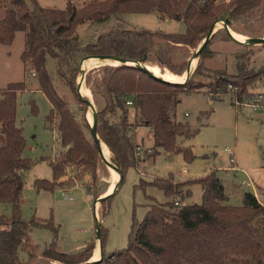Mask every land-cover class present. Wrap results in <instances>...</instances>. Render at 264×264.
<instances>
[{
  "label": "trees",
  "instance_id": "trees-1",
  "mask_svg": "<svg viewBox=\"0 0 264 264\" xmlns=\"http://www.w3.org/2000/svg\"><path fill=\"white\" fill-rule=\"evenodd\" d=\"M263 1L231 0L226 4L215 0H91L78 6L70 0L64 9H59L43 7L38 0H0V7L5 9L0 18V42L9 44L18 31L25 33L21 59L31 64L40 89L50 100L52 108L47 120L59 118L57 128L66 148L51 162L53 179H36L35 186L38 189L56 188L54 181L66 175L71 166L91 174L93 181H98L99 150L91 126L77 120L69 103L57 91L47 69L48 57L54 59L59 77L78 101L86 105L76 89L78 62L82 57L110 54L141 60L146 56L147 63L180 75L191 56L184 48L197 47L218 20L228 19L231 28L240 33L250 32L253 38L262 35ZM151 12L183 21L185 31H151L123 23L109 26L114 17L123 13ZM87 22L101 30L84 37L78 28ZM220 36L231 40L227 32L219 28L203 49L192 76L185 82L166 81L136 65L116 64L109 66L114 68L90 85L96 101L104 102L99 111V136L119 160L122 182L128 168L138 167L161 150L170 155L182 152L186 160L194 159L192 148L180 144L179 139L195 137L200 128L177 119L182 94L200 92L201 88L208 87L206 93L212 98L236 90L235 95L241 100L244 95L252 96L254 88L264 81V67L256 70L247 65L252 50L237 54V74L226 70L228 74L213 72L207 59L217 55L218 51L211 45ZM204 75L214 77L213 82L205 84L197 80L198 76ZM26 88L24 81L11 82L0 88V201L13 205L12 217L0 215V264H30L29 260L37 258V245L31 243L32 228L56 230L51 220L33 218L25 221L21 217L23 172L31 168L32 162L23 155L26 139L23 128L16 123V113L18 94ZM128 100L132 105L127 104ZM140 126L153 129L151 149L155 154L149 157L137 154L138 145L131 131ZM85 129L89 130L91 139ZM79 175L66 182L69 187L76 185L81 179ZM195 183L202 186L201 203L179 205L178 200L173 199L149 204L143 219L132 223L125 248L107 254L104 249L106 232L101 227L104 258L94 264H264V224H256L264 214V205L252 191L243 192L242 204H230L218 169L194 180L175 181L171 174L141 180L138 185H155L167 196L175 195L185 200L191 196V186ZM95 193H92L94 197L100 196ZM93 244L94 241L78 252L66 253L58 250L54 240L44 247L41 257L63 264H78L91 258ZM22 250L27 253L28 260L22 259Z\"/></svg>",
  "mask_w": 264,
  "mask_h": 264
},
{
  "label": "rangeland",
  "instance_id": "rangeland-1",
  "mask_svg": "<svg viewBox=\"0 0 264 264\" xmlns=\"http://www.w3.org/2000/svg\"><path fill=\"white\" fill-rule=\"evenodd\" d=\"M68 1L70 0H38L43 7L59 9H64ZM71 1L82 6L91 0ZM263 7L264 1L262 9ZM4 11L5 9L0 7V18L3 17ZM114 23H123L151 31L164 30L179 33L186 29L183 21L170 19L158 12L123 13L114 17L109 26ZM100 30L99 27L90 25L89 22L78 28V32L84 37ZM242 34L253 38L250 36V32ZM253 34L254 36L260 35ZM262 36H264V31L258 37ZM198 46L184 48L185 53L191 54L189 61L192 60ZM24 47L25 33L23 31H18L9 44L0 42V88H5L11 82L24 81L27 84V88L18 94L16 113V123L23 128L26 139L23 155L32 162L31 168L23 172L24 187L20 199L21 217L25 221H30L33 218L51 220L56 227V230L48 227L32 228L31 243L37 245V258L29 260V263L63 264L39 256L38 252L41 253L44 247L54 240L58 250L66 253L78 252L94 241V248L90 252L93 257L98 228L94 210V198L96 197L92 193L108 194L112 174L106 162L99 157L97 182L93 181L91 174L84 173L76 166H71L67 169L66 175L54 181L57 185L56 188L38 189L35 186L36 179H53L51 162L57 160L66 148L62 145L60 132L57 128L59 118H54L53 121L47 120L52 108L50 100L40 89L38 77L34 74L31 64H27L21 59ZM211 48L218 51L217 55L207 59V62L210 60L209 65L215 74L227 72L237 74V54L249 50L252 51L250 60L247 61L248 67L256 70L264 67V46L240 45L220 36L211 45ZM108 63L87 70V74L85 73L84 76L89 92H83V94L94 100L98 111L104 106V102L96 101L94 95L92 96L93 92L92 94L90 92V85L94 80L101 79L111 68H114L109 66L115 65ZM197 64L198 62L196 66ZM47 69L52 75L57 91L69 103L77 120L81 124L88 123L90 125L92 120L89 117L88 106L79 102L71 88L59 77L52 57L47 59ZM149 69L158 75V71ZM197 80L209 84L213 82L214 77L212 78L210 75L198 76ZM77 81L78 78L76 83ZM254 90V92H264V81L258 83ZM207 91L208 87H203L200 92L182 94L177 106L178 120L188 122L193 128H200L195 137L179 139L180 144L192 148L194 159L186 160L182 152L170 155L161 150L154 156L151 155L155 154V151L143 153L142 157H151L142 161L138 167L127 169L120 189L113 197L107 201L104 200V202L98 201L96 207L99 211L101 227L106 232L104 249L107 254L127 247L132 223L143 219L149 204L165 203L173 199L178 200L179 205H182L184 201L185 203L202 202V188L198 183L192 186L191 196L181 200L179 196H167L155 185L139 186L138 183L141 180H152L155 176L169 177L171 174L175 181L194 180L212 169H218V175L225 185L230 204H242L243 192H253L254 185L258 192V198L264 205V113H256L246 105L235 103L236 90H230L229 94L218 98H212L210 94L206 93ZM247 98L244 95L243 99ZM85 133L91 139L88 129H85ZM137 137L139 141L144 138L146 146H150L154 142L151 131L146 128H141ZM228 148L236 151L238 170L228 169L230 167V155L226 151ZM78 173L80 174L78 178L81 177V179L77 180L76 185L79 187H75L76 185L69 187L67 181L71 178L75 179ZM186 188L184 187L183 190ZM0 215L12 217L13 205L0 201ZM256 224H264V214ZM26 254L25 251H21V256L26 257Z\"/></svg>",
  "mask_w": 264,
  "mask_h": 264
},
{
  "label": "water",
  "instance_id": "water-1",
  "mask_svg": "<svg viewBox=\"0 0 264 264\" xmlns=\"http://www.w3.org/2000/svg\"><path fill=\"white\" fill-rule=\"evenodd\" d=\"M220 22L221 23V28H223L227 34L229 35V37L231 38V40H233L235 43H238V44H241V45H247V46H257V45H261V46H264V39H262V37H256V38H249V41L246 42V43H242V42H239V41H236L234 40L231 35H230V32L228 30V27H230V21L228 19H221V20H218L216 22H214L211 27H210V30L208 32V34L206 35V37L204 38V40L199 44L192 60H190L188 62V65L186 67V69L184 70V72L182 74H180V81L179 82H185L187 81L193 74H190V76L186 77L190 68L195 65L194 69L196 68V63L198 62L201 54H202V51L203 49L206 47V45L210 42L213 34L216 33L217 30H214V25L216 23ZM88 57H92V58H96V59H100V60H112V61H119L120 64H129V65H136L146 71H148L149 73H151L152 75L156 76V77H159L161 79H164L160 76H157L156 74H154L149 68H148V63H147V57L144 56L141 60H130V59H126V58H123V57H120V56H117V55H110V54H102V55H94V56H85V57H82L79 62H78V81L76 83V89H77V95L78 97L80 98V100H82L83 102L86 103V105L88 106L89 108V111L92 113V116H93V120H94V123H90V126H91V130H92V136H93V139L94 141L96 142L97 146H98V150H99V157L102 153V150L104 149L103 148V145H102V139L100 138L99 136V111L97 110L96 108V105H95V102L94 100H91L90 98L88 97H85L84 94H83V82H84V76H85V72L84 70L82 69V66H81V62L83 59L85 58H88ZM133 62H135L136 64H132ZM118 64V65H120ZM166 80V79H164ZM166 81H169V80H166ZM172 82V81H171ZM104 143V142H103ZM105 144V143H104ZM106 146V145H105ZM106 149L108 150V152L110 154L113 155L112 151L106 146ZM114 156V155H113ZM115 157V156H114ZM116 158V157H115ZM111 168L117 170L118 172V175H119V180H118V185L116 187V189L114 190V192H112L111 194H109L108 196H105V197H102V195H100L99 197H96L95 198V214H96V222H97V228H98V235H97V240L100 241L101 243V237H100V234H101V221H99V217L97 215V210H96V205H97V202L100 201H104L106 200L108 197L114 195L115 193L118 192L121 184H122V178H123V173H122V168H121V165H120V162L119 160L116 158V164H110L109 165ZM104 258V253L102 251V247H101V258L100 260H102ZM100 260H93V259H89L87 261H84V262H80L78 264H94Z\"/></svg>",
  "mask_w": 264,
  "mask_h": 264
},
{
  "label": "bare ground",
  "instance_id": "bare-ground-1",
  "mask_svg": "<svg viewBox=\"0 0 264 264\" xmlns=\"http://www.w3.org/2000/svg\"><path fill=\"white\" fill-rule=\"evenodd\" d=\"M220 26H221V24H220L219 22L216 23V24L214 25V30H217ZM228 30H229V32H230L231 37H232L234 40L239 41V42H242V43H246V42L249 41V38H248L246 35L240 33L239 31H236V30H234V29L231 28V27H228ZM262 39H264V36H262ZM90 59H91V60H90ZM108 62L111 63V64H113V65L120 64L119 61L100 60V59H96V58H93V59H92V57H88V58H85V59L82 60V62H81V66H82V69L84 70V72L87 74V70H89V69H93V68H95V67H97V66H99V65H101V64H103V63H108ZM109 63H108V64H109ZM132 64H136V63L133 62ZM194 67H195V65H193V66L190 68V70H189V72H188V74H187L186 77H188V76H190V74H192V72H193V70H194ZM148 68H151V69H153L154 71H158V75H157V76H160V77H162V78H164V79H166V80H169V81H172V82H179L180 79H181L180 75H177V74L171 72V71L168 70V69H162V68H161L159 65H157V64H151V63H150V64H148ZM83 92H84V93H88V92H89L88 86H87V84L85 83V81L83 82ZM84 96H85V97H88V96L85 95V94H84ZM88 98H89V97H88ZM89 117H91L90 120H92L91 123L93 124V123H94V120H93V116H92V113H91V112L89 113ZM102 145H103V148H104V149L102 150V153H101L100 156H101L102 160L106 162V164H107L108 167L110 168V172H111V174H112L110 187H109L108 192H107L108 194H110V193L114 192V190L116 189V187H117V185H118L119 175H118L117 170H115V169H113V168H111V167L109 166L110 164H114V163L116 164V159L114 158V156H113L112 154H110V153L108 152V150L106 149V146H105V144L103 143V141H102ZM113 189H114V190H113ZM111 191H112V192H111ZM108 194L102 195V197L108 196ZM100 258H101V251H100L99 246H97V247L95 248L94 255H93L92 259H93V260H99Z\"/></svg>",
  "mask_w": 264,
  "mask_h": 264
},
{
  "label": "built area",
  "instance_id": "built-area-1",
  "mask_svg": "<svg viewBox=\"0 0 264 264\" xmlns=\"http://www.w3.org/2000/svg\"><path fill=\"white\" fill-rule=\"evenodd\" d=\"M216 3H230L231 0H215ZM241 101V102H240ZM235 103L246 105L251 108L256 113H264V92H255L252 96L248 97L246 100L238 98L235 100ZM128 105H132V101H127ZM188 115V113H186ZM143 150L141 146L137 147V154ZM227 153L230 155V167L228 169L238 170L237 159H236V151L230 148L226 149ZM146 153L152 152L151 147L145 149ZM256 197L258 198V194L255 193ZM259 199V198H258ZM260 201V200H259ZM261 202V201H260Z\"/></svg>",
  "mask_w": 264,
  "mask_h": 264
},
{
  "label": "crops",
  "instance_id": "crops-1",
  "mask_svg": "<svg viewBox=\"0 0 264 264\" xmlns=\"http://www.w3.org/2000/svg\"><path fill=\"white\" fill-rule=\"evenodd\" d=\"M141 128H146V129H148L149 131H151V135L153 136V129L151 128V127H147V126H140V127H137V128H134L132 131H131V133L134 135V138H135V141H136V143H137V145L138 146H141L142 148H143V150L140 152V153H138V155H142L143 153H146L145 152V149L146 148H149V147H152V145H150V146H146L145 145V143H144V138L142 139V141H139L137 138V135H138V132H139V130L141 129ZM153 141H154V138H153ZM154 143V142H153ZM184 171H185V169H184ZM219 171V170H218ZM199 184V183H198ZM194 185V184H193ZM192 185V186H193ZM192 186H191V188H192ZM75 187H79V185H76ZM61 188V187H60ZM201 188H202V186H201ZM63 189H65V188H63ZM253 192L254 193H257L258 194V192H257V190L255 189V186L253 185ZM100 202V201H99ZM98 203V202H97ZM183 204H186L185 203V201L183 202ZM94 208H95V198H94ZM95 210V209H94ZM96 210H97V215H98V217H99V211H98V208L96 207ZM95 243H96V246H95V248L97 247V246H99V248H100V241H98L97 239L95 240ZM39 253V256L41 257V253L40 252H38ZM22 257V259H27V254H26V257H23V256H21ZM91 259H92V257H91ZM48 260H50V259H48ZM50 261H53V260H50ZM55 262H57V261H55Z\"/></svg>",
  "mask_w": 264,
  "mask_h": 264
}]
</instances>
